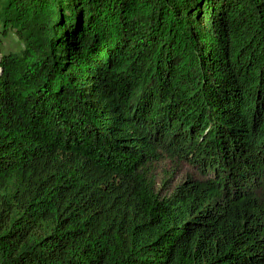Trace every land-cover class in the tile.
<instances>
[{
  "label": "trees",
  "instance_id": "trees-1",
  "mask_svg": "<svg viewBox=\"0 0 264 264\" xmlns=\"http://www.w3.org/2000/svg\"><path fill=\"white\" fill-rule=\"evenodd\" d=\"M0 264H264V0H0Z\"/></svg>",
  "mask_w": 264,
  "mask_h": 264
},
{
  "label": "rangeland",
  "instance_id": "rangeland-1",
  "mask_svg": "<svg viewBox=\"0 0 264 264\" xmlns=\"http://www.w3.org/2000/svg\"><path fill=\"white\" fill-rule=\"evenodd\" d=\"M4 48L7 50H12V51H16L19 48L18 43L16 42L14 36L9 37L5 42H4ZM159 178H163L165 177L166 179H168L170 176L173 179V182L171 183V185H173L175 182L179 181L182 179V175L189 173L190 174V170L186 167V166H175L172 165L171 163L167 162L163 165H161V167L159 168ZM174 179H177L174 182ZM167 185H169V183L167 182Z\"/></svg>",
  "mask_w": 264,
  "mask_h": 264
}]
</instances>
